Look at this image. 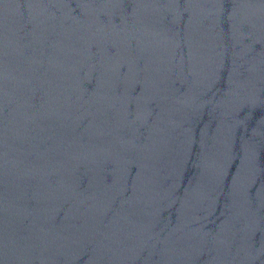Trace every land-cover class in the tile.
<instances>
[{
  "label": "water",
  "instance_id": "95a60500",
  "mask_svg": "<svg viewBox=\"0 0 264 264\" xmlns=\"http://www.w3.org/2000/svg\"><path fill=\"white\" fill-rule=\"evenodd\" d=\"M0 264H264V0H0Z\"/></svg>",
  "mask_w": 264,
  "mask_h": 264
}]
</instances>
